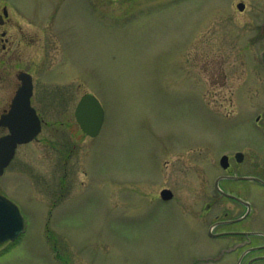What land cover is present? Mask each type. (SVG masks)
<instances>
[{"label":"rangeland","instance_id":"374dc122","mask_svg":"<svg viewBox=\"0 0 264 264\" xmlns=\"http://www.w3.org/2000/svg\"><path fill=\"white\" fill-rule=\"evenodd\" d=\"M237 1L0 0V13L7 7L33 34L24 54L45 61L38 87L62 82V109L40 110L41 133L0 176L26 226L0 264H222L203 253L220 246L207 234L219 204L197 227L189 208L198 189L186 184L199 169H220L227 147L252 136L264 147L249 125L260 107L254 76L264 80L255 60L264 0H243L244 11ZM86 92L105 110L93 138L75 118ZM164 183L179 207L154 198Z\"/></svg>","mask_w":264,"mask_h":264},{"label":"flooded vegetation","instance_id":"af4514ba","mask_svg":"<svg viewBox=\"0 0 264 264\" xmlns=\"http://www.w3.org/2000/svg\"><path fill=\"white\" fill-rule=\"evenodd\" d=\"M240 2L243 0L237 1V5ZM255 29L256 31L264 30V21L258 22ZM33 42L32 33L11 22L9 14H2L0 18V137L9 132L4 124V116L11 110L14 99L23 85V81L19 77L21 72L32 76L33 87L30 103L37 110L42 126L44 118L40 110L51 105L62 109V82H58L57 78L47 77L51 84H47L45 81L46 85L43 88L38 87L39 81L35 76V69L43 65L45 61L40 60L35 63L31 51L24 54V47L32 46ZM255 60L256 68L264 69V49L255 55ZM254 80L257 84L251 88L255 99L253 104L258 103L260 107L250 119L249 125L264 137V80L259 81L257 76H254ZM233 116L225 115V118L232 119ZM257 139L252 136L241 146L223 149L218 153V156H229L226 167H223L220 162V165L218 162L216 163L217 168L220 169L212 171L209 166H206V169H199L196 181L186 184L190 190L198 189L195 195L193 193L196 198L190 202L189 211L192 218L188 219L196 221L197 227L205 224L206 221L209 222V213L214 211L215 203L219 204V212L215 213L214 220L208 226L207 234L210 238L218 239L220 246L217 249L214 248L217 250L216 252H203L204 254H218V256H211L212 262L264 264V147L262 150L259 149ZM207 144L202 141L196 146L200 148L198 152L202 157L209 158L210 152ZM213 167H215V163H213ZM171 170L173 171V169ZM214 173L216 175L210 181V176ZM211 186L216 191L215 196L212 197L213 201L210 199ZM164 189L169 191L163 193ZM176 196L177 188L173 183H164L154 198L177 206ZM201 197L202 205L199 206L197 200ZM218 227L219 230H215ZM14 242L7 241L5 245L14 244ZM5 245H1L0 250H5L7 248ZM188 263L190 262L182 264Z\"/></svg>","mask_w":264,"mask_h":264},{"label":"water","instance_id":"95a60500","mask_svg":"<svg viewBox=\"0 0 264 264\" xmlns=\"http://www.w3.org/2000/svg\"><path fill=\"white\" fill-rule=\"evenodd\" d=\"M238 8L244 10L245 3H238ZM4 13L8 15L7 8L4 9ZM1 17L2 15H0ZM19 77L23 81V86L17 95L18 99L15 101V106L21 105L19 99H21L23 93L27 90V83H29L28 85L32 83L31 75L26 72H21ZM9 115H12V121L10 116L6 123L10 126L11 134L4 137L2 142H0V147L4 153L0 154V175L4 172V167L12 157L16 144L32 140L41 129L40 119L32 108L28 110L14 107ZM76 116L82 128L90 135L95 136L102 127L104 109L95 96L87 94L79 102ZM24 117H28L30 120H20ZM221 163L226 167L228 165V157L224 156ZM23 230L24 218L18 206L0 194V243L9 238H16Z\"/></svg>","mask_w":264,"mask_h":264}]
</instances>
